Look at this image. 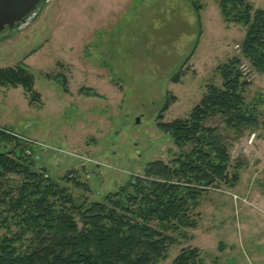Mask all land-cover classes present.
Instances as JSON below:
<instances>
[{"label": "rangeland", "instance_id": "obj_1", "mask_svg": "<svg viewBox=\"0 0 264 264\" xmlns=\"http://www.w3.org/2000/svg\"><path fill=\"white\" fill-rule=\"evenodd\" d=\"M201 2L198 14L190 0L49 1L27 27L0 35V69L27 65L40 94L32 105L23 87L0 85V128L24 136L35 167L76 200L93 202L143 175L148 163H172L191 149L160 129L158 115L175 96L164 122L188 118L207 86L222 84L216 69L234 56L242 57L252 83L246 100L264 120V74L241 53L246 29L224 20L218 0ZM248 2L264 10V0ZM58 74L66 76L69 92L55 80ZM177 74L181 80L174 83ZM207 124L220 125L230 137L232 167L244 165L241 181L204 194L195 212L198 226L178 237L159 264H173L187 247L201 250L203 264H264V217L257 208L264 206V126L237 137L220 119Z\"/></svg>", "mask_w": 264, "mask_h": 264}, {"label": "trees", "instance_id": "obj_2", "mask_svg": "<svg viewBox=\"0 0 264 264\" xmlns=\"http://www.w3.org/2000/svg\"><path fill=\"white\" fill-rule=\"evenodd\" d=\"M190 2L199 14L201 0ZM218 4L226 22L246 29L242 56L264 74V10L248 0H218ZM242 64V57L234 56L219 65L222 84L208 85L188 118L164 122L165 113L177 101L169 96L158 125L177 146L191 149L172 163H148L143 175L134 176L102 201L76 200L67 186L35 167L33 149L27 148L24 136L0 128V142L6 143V148H0V264H159L167 260L178 237L198 226L200 214L195 212L204 194L222 185L233 189L241 181L244 165L238 162L232 167L230 137L220 125L207 123L220 119L237 137L264 126L257 105L246 100L252 83ZM35 80V72L25 64L0 69V85L23 87L32 105L40 98ZM55 80L69 92L64 74ZM180 80L181 74L173 78L174 83ZM81 91L100 97L91 89ZM65 180L84 188L76 178ZM203 262L199 248L187 247L173 264Z\"/></svg>", "mask_w": 264, "mask_h": 264}, {"label": "water", "instance_id": "obj_3", "mask_svg": "<svg viewBox=\"0 0 264 264\" xmlns=\"http://www.w3.org/2000/svg\"><path fill=\"white\" fill-rule=\"evenodd\" d=\"M51 0H0V35L27 27ZM139 118L137 123H139Z\"/></svg>", "mask_w": 264, "mask_h": 264}, {"label": "built area", "instance_id": "obj_4", "mask_svg": "<svg viewBox=\"0 0 264 264\" xmlns=\"http://www.w3.org/2000/svg\"><path fill=\"white\" fill-rule=\"evenodd\" d=\"M256 137H257V134L256 133H253L251 136H250V138H249V140H248V145H252L253 143H254V141L256 140ZM232 196H233V198H234V200L235 201H239V200H241V197L239 196V195H237V194H232ZM243 202H245L246 204H248V205H250V206H253V204L247 199V198H244L243 199ZM262 212H263V214H264V209H262L261 210Z\"/></svg>", "mask_w": 264, "mask_h": 264}, {"label": "crops", "instance_id": "obj_5", "mask_svg": "<svg viewBox=\"0 0 264 264\" xmlns=\"http://www.w3.org/2000/svg\"><path fill=\"white\" fill-rule=\"evenodd\" d=\"M252 203V202H251ZM253 204V203H252ZM250 206V205H249ZM239 207V206H238ZM254 207V206H253ZM257 208L259 209V211L262 213V215H263V212L261 211L262 209H264V206H257ZM263 217H264V215H263Z\"/></svg>", "mask_w": 264, "mask_h": 264}]
</instances>
